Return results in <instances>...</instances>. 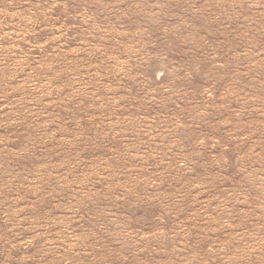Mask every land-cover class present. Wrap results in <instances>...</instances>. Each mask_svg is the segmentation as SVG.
Here are the masks:
<instances>
[{
  "label": "rangeland",
  "instance_id": "rangeland-1",
  "mask_svg": "<svg viewBox=\"0 0 264 264\" xmlns=\"http://www.w3.org/2000/svg\"><path fill=\"white\" fill-rule=\"evenodd\" d=\"M0 264H264V0H0Z\"/></svg>",
  "mask_w": 264,
  "mask_h": 264
}]
</instances>
